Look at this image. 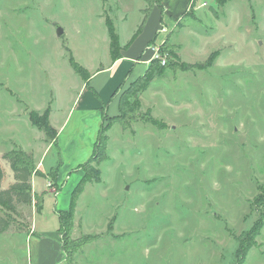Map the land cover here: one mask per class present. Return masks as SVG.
Wrapping results in <instances>:
<instances>
[{
  "label": "rangeland",
  "instance_id": "rangeland-1",
  "mask_svg": "<svg viewBox=\"0 0 264 264\" xmlns=\"http://www.w3.org/2000/svg\"><path fill=\"white\" fill-rule=\"evenodd\" d=\"M145 5L0 0L1 187L13 181L3 153L21 150L33 164L34 187L55 193L46 202L37 191L28 203L0 206L10 223L0 234V264H36V235L25 231L40 208L49 215L51 207L73 204L71 237L94 236L70 264H237L239 238L259 217L264 221V0H195L175 19L152 6L142 21ZM141 22L137 38L123 48ZM107 24L119 37L112 49ZM55 25L63 30L59 36ZM122 48L138 64L108 101L120 66L90 74ZM155 48L159 70L138 96L158 124L135 121L126 130L112 124L106 157L93 163L100 181L75 194L94 146L91 131L82 128L92 123L87 110L104 105L106 124ZM74 108L75 141L62 153L52 123ZM30 114L46 115L52 130L33 125ZM51 218L41 230H51ZM241 264H264V224Z\"/></svg>",
  "mask_w": 264,
  "mask_h": 264
},
{
  "label": "trees",
  "instance_id": "trees-1",
  "mask_svg": "<svg viewBox=\"0 0 264 264\" xmlns=\"http://www.w3.org/2000/svg\"><path fill=\"white\" fill-rule=\"evenodd\" d=\"M145 2V7L142 9L143 20H146L147 13L151 10L152 6H157L160 8L161 12H164L162 5V0H143ZM195 0H189L187 4L188 7L194 5ZM218 4H222L225 0H216ZM180 18V17H179ZM180 19L176 20V26L180 25ZM142 22L138 26L135 33L132 35L130 41H132L136 35L140 32L142 28ZM109 37H110V48L118 44L119 37L114 34L113 28L108 26ZM167 38L164 39L160 48H166ZM158 48V50H160ZM167 50V49H166ZM215 52L210 53L208 59L205 62V66H209L212 62V58ZM112 61L120 58V54L114 55L110 53ZM158 59L152 58L145 71L136 77L133 82L126 87L119 95L117 101V113L107 120L106 124L101 125L96 140L94 142L93 151L89 158L82 163L81 168L84 173L80 178L73 192L79 194L82 192L86 183L89 182H99L100 181V170L93 165L99 160L106 157V144L108 140L107 131L110 129L112 124L118 123L121 129L126 130L130 127L131 123L135 121H140L149 124H158L157 120L151 115L149 109L142 111L139 100V93L144 91L154 78L155 73L159 70L157 67ZM70 63L74 70L80 74L84 80L88 79V76L84 77L86 74L85 69L79 66L76 62L70 60ZM194 66V65H193ZM46 116V115H45ZM43 116V120L40 119L36 114H30V120L33 125L37 126L39 129L45 131L52 130L48 123H46V117ZM54 137V136H53ZM2 158L6 160L13 177V181L6 187H1V182L3 179V171L0 167V206H5L6 208H14L16 203H28L32 200L33 195L31 192L30 179L33 173V164L31 163L30 157L21 150L6 151L3 153ZM58 219V232L61 239V248L65 253L66 261L70 264L74 255L81 249L85 244L91 242L94 236L90 234H84L77 238L71 237V231L74 225V205H70L67 209H61L57 211ZM264 224L263 217H259L253 225L244 233V235L239 238V246L236 250V262L241 264L245 257L247 251L253 245L255 238L259 235L260 230ZM9 221L0 215V234L9 229Z\"/></svg>",
  "mask_w": 264,
  "mask_h": 264
},
{
  "label": "crops",
  "instance_id": "crops-1",
  "mask_svg": "<svg viewBox=\"0 0 264 264\" xmlns=\"http://www.w3.org/2000/svg\"><path fill=\"white\" fill-rule=\"evenodd\" d=\"M172 1L177 2V0H162V5L164 8L165 14H167V13L170 15L173 14L172 17H173V19H175L179 15H181L184 12V10L187 8V4H188L189 0H185V1L179 0L178 3L180 2V5L177 4V6H176V4H171ZM143 8L144 7H142L140 9L141 12H142ZM136 38H137V36H136ZM130 39H128L127 44L122 45L123 48L126 45H128V43L133 42V40L135 38L132 41H130ZM162 40H164V39H161L160 41H162ZM149 43H151V41H149ZM123 48L120 50V53H119L120 58L116 59L115 61L111 60L108 64H106L105 66L100 67L96 70H93L92 74H90V76L95 75V74L100 75V74H103L104 70L105 71H107L109 69L113 70L115 67L120 66L119 67L120 73L115 80V84H117V85H116V87L113 86V88L114 87L115 88L111 92L108 101H110L111 95L114 92V90L117 88V86L125 79V77L132 75L131 72H132L133 68L135 67V65L138 64L137 59H135V58L134 59H131V58L128 59L126 57L124 58V56L121 54V51L124 50ZM148 60H149V58L146 59L143 63H141V67H138L137 73L138 72L143 73L145 71V69L149 63ZM102 70H103V72H102ZM141 74H139V75H141ZM139 75H137V77ZM134 78H136V77H134ZM85 86H86V88L89 87V85H87V83ZM90 88L93 90L95 95L96 94L98 95V93L96 92V90L93 87L90 86ZM75 101H76V99L74 100V102ZM103 107H104V105H102V106L97 105V106H93L92 109L87 110V113L93 114V117L91 119L92 123H86L83 125L82 128L85 130V134H88L91 131L90 137H89L90 139L88 140L90 145L94 144L96 137H97V134H98V129L101 126V123H102L101 112H102ZM116 107H117V103H116ZM75 109L76 108H74L73 110L72 109L68 110L69 113H67L64 116V118H62L56 124L51 122L56 129L55 143L59 142V144H61V148H60L61 151L60 152H62V153L66 148L71 146L72 143H74V141H75V138L73 136L74 134H70L71 132L76 130V124H75L76 122H73L71 120L72 114L75 111ZM71 111H72V113L70 114ZM51 119H52V117H51ZM64 131L67 134L65 135L66 137L62 140L60 138V136ZM78 165H80V164H77V166ZM57 176H58V173H56V177ZM32 180H33V183H32ZM30 183H31L32 195L33 194L35 195V193H37V191H40V190H37L34 187L35 186V180L32 178V176L30 179ZM51 188L52 187H50L48 189L43 188L41 190L43 193V201L46 202V199L44 200V197H47V196L51 197L50 195L52 193L55 194L54 191L51 190ZM58 210H61V209L51 207L49 215L46 214L45 212L42 213L41 208H40L39 212L34 210V213H33L32 218H31V226H28L27 230L25 231L26 235H28L27 232H29V233L31 232L30 235H36L35 239H36V243L38 244L37 245L38 254H37L36 264H67L65 253L63 252V250L61 248V244H60V238H59V232H58V219H57V211ZM50 217H52L51 219H53L52 220L53 223L52 222L49 223L51 225V230H48L47 228L45 230H41L42 224H45L46 222H48V218H50ZM8 230H6L4 232H7ZM4 232H2V233H4ZM21 232H23V231H21ZM43 247H47V250L42 249Z\"/></svg>",
  "mask_w": 264,
  "mask_h": 264
},
{
  "label": "built area",
  "instance_id": "built-area-1",
  "mask_svg": "<svg viewBox=\"0 0 264 264\" xmlns=\"http://www.w3.org/2000/svg\"><path fill=\"white\" fill-rule=\"evenodd\" d=\"M163 25H161V27H160V29H159V32L161 31L162 33H164L165 32V29L162 27ZM150 47H155V46H153V45H150ZM152 57L153 58H155V59H159V53H158V48H155V50H154V52H153V54L151 55V59H152Z\"/></svg>",
  "mask_w": 264,
  "mask_h": 264
},
{
  "label": "water",
  "instance_id": "water-1",
  "mask_svg": "<svg viewBox=\"0 0 264 264\" xmlns=\"http://www.w3.org/2000/svg\"><path fill=\"white\" fill-rule=\"evenodd\" d=\"M55 28H56V35L59 36L62 34L63 30L62 28L59 26V25H55Z\"/></svg>",
  "mask_w": 264,
  "mask_h": 264
}]
</instances>
